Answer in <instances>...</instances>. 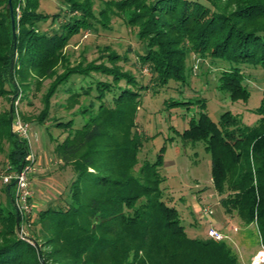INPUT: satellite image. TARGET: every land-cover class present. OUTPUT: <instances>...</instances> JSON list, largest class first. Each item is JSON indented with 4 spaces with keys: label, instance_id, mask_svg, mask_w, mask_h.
<instances>
[{
    "label": "trees",
    "instance_id": "obj_1",
    "mask_svg": "<svg viewBox=\"0 0 264 264\" xmlns=\"http://www.w3.org/2000/svg\"><path fill=\"white\" fill-rule=\"evenodd\" d=\"M42 1L0 0V97L26 98L32 86L50 79L36 117L44 123L56 94L70 95L66 108L79 106L81 126L74 127V119L54 122L67 133L56 154L74 178L59 204L28 221L41 228L25 239L18 235L14 181L6 186L13 209L0 207V264H241L226 241L188 236L179 211L166 201L165 147L139 166L145 138L137 118L151 87L120 67L127 58L109 47L101 50L103 61L76 65L65 49L83 31L110 30L120 17L142 44L137 59L150 71L155 93L171 82L186 87L195 55L217 72L218 90L247 102L249 71L264 70V0H106L99 10L95 0H61L65 11L54 15L39 12ZM73 77L91 81L74 89L68 87ZM180 95L166 100L165 109L199 110L180 133L182 141L204 144L224 212L256 224L264 245V92L254 126L230 111L214 122L205 99ZM13 108L0 115L12 146L6 173L19 171L31 153L29 142L12 131Z\"/></svg>",
    "mask_w": 264,
    "mask_h": 264
},
{
    "label": "rangeland",
    "instance_id": "obj_2",
    "mask_svg": "<svg viewBox=\"0 0 264 264\" xmlns=\"http://www.w3.org/2000/svg\"><path fill=\"white\" fill-rule=\"evenodd\" d=\"M103 1L106 0H95V10L102 7ZM63 11L65 8L61 0H43L39 9L40 13L48 15L62 14ZM49 24L50 20L45 27ZM135 35V31L120 17H114L110 30L100 29L97 33L83 31L71 39L65 52L73 65L82 60L103 61L100 57L101 50L105 47L127 58V61L123 59L118 65L125 71L132 72L142 85L151 87L143 92V102L137 118L136 129L145 138L139 155V166L146 160L155 161L161 148L165 147L164 165L160 172L167 179L163 184L166 201L179 211L188 236L206 239L209 229H218L226 235L225 241L238 254L240 263L252 264L253 258L264 248L256 224L247 225L238 215L231 216L224 212L221 206L222 197L213 187L211 154L206 151L203 143L192 145L182 141L180 137V133L189 127L190 118L194 114L197 115L198 108L168 111L165 109L164 102L170 98L182 97L180 95L182 90L184 98L205 99L207 113L214 122H218L223 113L230 111L239 115L246 125L254 126L259 120L254 110L263 98L264 70L258 68L249 71L252 74L249 82L251 98L247 102L242 100L233 102L227 94L218 90L217 72L211 68L209 61H203L198 56L192 55L188 61L189 67L192 68L189 84L182 88L179 84L171 82L155 93L150 71L137 59V53L142 44ZM107 64L110 65L108 62ZM59 71L61 72L62 68H59ZM95 78L107 81L112 79L93 74V79ZM83 81L82 78L73 77L68 87L79 89L91 79ZM50 83L51 80L48 79L40 88H37V85L32 86L26 98L21 94L15 101L13 94L0 97V115L8 113L14 104L13 118L19 115L25 123L30 125L28 142L30 151L36 159L35 167L30 173L33 190L32 211L29 213L30 223H33L40 210L59 204V197L67 192V185L74 178L72 168L64 167L56 154L57 144L64 140L67 133L55 126L54 119L64 122L74 119V127L82 124V116L75 114L79 106L66 108L70 95L65 91H59L52 99L49 119L44 123H38L36 117L43 109L42 98ZM121 85H124V82ZM81 102L83 103V100ZM84 103H87V100ZM1 120L0 117V207L9 210L13 209V206L8 200L3 177L7 175L12 146L7 139L10 127L2 125ZM206 208L212 209L213 214L206 216L204 214ZM30 225L27 222L24 225V231L28 237H33L32 231L40 229L41 226L35 228L33 225L32 228ZM38 238L40 240V237ZM39 240L38 242L41 243L42 240Z\"/></svg>",
    "mask_w": 264,
    "mask_h": 264
},
{
    "label": "built area",
    "instance_id": "obj_3",
    "mask_svg": "<svg viewBox=\"0 0 264 264\" xmlns=\"http://www.w3.org/2000/svg\"><path fill=\"white\" fill-rule=\"evenodd\" d=\"M12 131L19 138L27 141L29 140L30 125L25 123L19 115H16L13 118ZM35 163L36 159L34 154L30 153L26 156L25 163L19 171L9 172L3 177L6 186L14 181V191L12 192L13 201L21 217V227L18 229V235L23 239L28 237L26 231H24V225L30 220L29 213L32 211L31 200L33 198V190L31 187L30 173L32 169H34ZM204 214L210 216L213 214V210L206 208ZM208 238L221 242L225 241L226 235L218 229L211 228L208 231ZM252 264H264V248L256 254L253 258Z\"/></svg>",
    "mask_w": 264,
    "mask_h": 264
},
{
    "label": "crops",
    "instance_id": "obj_4",
    "mask_svg": "<svg viewBox=\"0 0 264 264\" xmlns=\"http://www.w3.org/2000/svg\"><path fill=\"white\" fill-rule=\"evenodd\" d=\"M39 163H40V161H39ZM7 167H8V165H7ZM8 169V168H7ZM67 169H68V167H67ZM222 232V231H221ZM235 252V251H234ZM238 255V254H237ZM239 257V256H238Z\"/></svg>",
    "mask_w": 264,
    "mask_h": 264
}]
</instances>
